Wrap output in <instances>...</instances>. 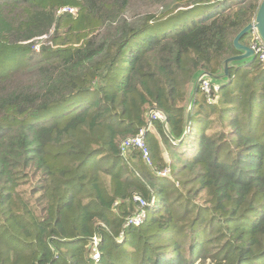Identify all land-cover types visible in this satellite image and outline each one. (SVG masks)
I'll return each instance as SVG.
<instances>
[{"label":"trees","instance_id":"16d2710c","mask_svg":"<svg viewBox=\"0 0 264 264\" xmlns=\"http://www.w3.org/2000/svg\"><path fill=\"white\" fill-rule=\"evenodd\" d=\"M261 1L0 0V264H264V63L173 141Z\"/></svg>","mask_w":264,"mask_h":264},{"label":"water","instance_id":"95a60500","mask_svg":"<svg viewBox=\"0 0 264 264\" xmlns=\"http://www.w3.org/2000/svg\"><path fill=\"white\" fill-rule=\"evenodd\" d=\"M254 31H256L258 36H260L264 41V0H262L260 3V7L256 14L255 21L249 24L248 26H246L244 29H242L234 40V48L236 49L238 54L234 57H230L224 60L221 67V71L218 74H210L204 71V72H198L194 75V78L192 79L189 85L188 98L185 104L186 127H187L186 132L181 140L173 139L175 143H182L186 138L188 124L191 118L190 114L194 106V101L197 96L196 94L200 89L201 84L204 83V81H209L212 85L217 86L221 89L224 85L228 84L231 81L232 75L230 74V72L232 69H242V67L249 65L250 63L254 62L257 59V56L254 54L252 49L249 46L241 43L242 39L248 37ZM153 113L154 110H150V116ZM158 114L162 115L165 119L167 118L165 115H163L160 112H158ZM150 123L147 126V129L149 128ZM166 126L168 132V122H166Z\"/></svg>","mask_w":264,"mask_h":264},{"label":"built area","instance_id":"2783aa9c","mask_svg":"<svg viewBox=\"0 0 264 264\" xmlns=\"http://www.w3.org/2000/svg\"><path fill=\"white\" fill-rule=\"evenodd\" d=\"M75 12H76L75 9L67 7V9H62L59 12V14H67V13L74 14ZM252 36H253V40L249 47L252 49V51L257 56V58H259L260 61L264 63V41L262 40L260 36H258L256 31L252 33ZM35 49L36 51H39L40 47L37 46ZM200 90L202 94L205 95L207 102L209 104H214L217 102L218 100L217 94L220 90L219 87L212 85L209 81H204V83H202L200 86ZM153 116H155L156 118H160L161 120H165V118L158 113H153ZM145 132H141L136 137L128 138V140H126L122 144L121 155L124 158L129 149H135V150L140 151L143 154L144 160L147 162V164H151V158H150L151 155L149 154V150L145 142ZM163 175L167 176L168 172L165 171ZM136 201L140 203V209H138V211H136L135 214H133L132 216H130L129 219H127L126 225H125L126 228L130 226H140L146 219V212H144L143 208L147 206V203L139 197L136 198ZM100 243H101V239L99 237H95L92 241V245L95 250L94 259L97 261L101 257L100 253L97 252L96 250Z\"/></svg>","mask_w":264,"mask_h":264},{"label":"rangeland","instance_id":"374dc122","mask_svg":"<svg viewBox=\"0 0 264 264\" xmlns=\"http://www.w3.org/2000/svg\"><path fill=\"white\" fill-rule=\"evenodd\" d=\"M134 14H135V12H134V11H131V12H129V15H128V16H129V17H132ZM44 39H47V38H43L42 41H40V42L38 43V45H37L38 47H41V45H43L44 43H46ZM166 157H167V156H166Z\"/></svg>","mask_w":264,"mask_h":264}]
</instances>
